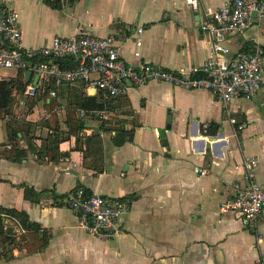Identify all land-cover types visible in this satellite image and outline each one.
<instances>
[{
    "label": "crops",
    "instance_id": "obj_1",
    "mask_svg": "<svg viewBox=\"0 0 264 264\" xmlns=\"http://www.w3.org/2000/svg\"><path fill=\"white\" fill-rule=\"evenodd\" d=\"M230 1L199 0L198 12L186 0L0 3L20 13L27 48L72 37L82 27L89 35L116 36L130 64L178 72L208 60L205 13ZM255 43L264 46V23L227 40L233 54ZM6 75L13 80L18 72ZM12 97L10 112L0 111V209L19 214L4 216L9 240L0 264H264V212L251 228L220 210L236 186H245L246 158L258 159L255 180L264 185V71L258 93L228 108L205 90L158 82L133 88L109 103L110 121L85 124L79 143L58 101L17 90ZM79 187L128 201L116 237L91 236L68 208L66 195ZM39 241L43 247L29 253L27 244Z\"/></svg>",
    "mask_w": 264,
    "mask_h": 264
},
{
    "label": "built area",
    "instance_id": "obj_2",
    "mask_svg": "<svg viewBox=\"0 0 264 264\" xmlns=\"http://www.w3.org/2000/svg\"><path fill=\"white\" fill-rule=\"evenodd\" d=\"M69 1L49 0L61 6ZM186 3L195 12L199 11V0H186ZM263 23L264 0H231L216 11H207L201 31L212 40L208 60L201 66L174 72L153 64H130L123 59L116 36L89 35L82 27L72 37L56 36L42 46L27 48L23 43L20 13L13 6L0 3V82L12 80L5 73L8 70L31 71L33 77L25 96L36 99L47 87H51L48 102L58 100L64 87L78 88L84 95L96 97L105 106L102 110H78V117L84 123L90 119L108 122L107 107L110 102L125 99L131 89L151 82L185 90L209 91L228 108L236 99H252L261 89L264 46L255 43L248 51L233 54L227 40L232 34H244ZM142 33L143 29L137 30L136 56H140ZM36 77L37 85L34 84ZM90 90H95V95H90ZM64 108L58 105V110ZM244 166L247 175L245 186H236L232 197L220 210L224 214H238L247 227L257 228L264 212V185L255 180L257 158H246ZM197 172L205 174L201 170ZM65 203L79 216L88 234L103 240H110L119 234L118 222L130 209L126 200L89 194L83 187L69 192Z\"/></svg>",
    "mask_w": 264,
    "mask_h": 264
},
{
    "label": "trees",
    "instance_id": "obj_3",
    "mask_svg": "<svg viewBox=\"0 0 264 264\" xmlns=\"http://www.w3.org/2000/svg\"><path fill=\"white\" fill-rule=\"evenodd\" d=\"M48 4L53 6H59L60 4L51 3L49 0H45ZM28 84L25 80V73L24 71H19L18 75L15 79L11 80L10 82H0V111L4 110L6 112H10L11 107L13 105L14 99L12 97L14 90H17L18 93L24 94ZM78 88L72 87H64L60 90V96H68V122L69 127L71 128V132L74 136H76L77 142L79 143L82 141L86 136L82 134L80 131L82 128L85 127V124L82 120L77 119L75 112L78 110H102L105 108L104 104L101 103L96 97L94 96H87L84 95L81 91L77 90ZM51 87H47L45 91L41 92L39 95L38 100H47L49 98ZM34 100V99H33ZM58 100H53V102H57ZM55 129H58L57 127ZM12 137L17 136V132H13ZM17 154H26L25 151H19L17 147H13ZM19 214L17 211L7 210V209H0V253H1V246L8 242L9 238L6 236L4 232V216H11L14 217L15 215ZM23 217V216H22ZM23 219V218H22ZM24 220V219H23ZM36 233V232H35ZM37 235V234H35ZM43 247V242L39 241L35 246H31L30 242L27 244V249L29 253H32L38 249Z\"/></svg>",
    "mask_w": 264,
    "mask_h": 264
},
{
    "label": "rangeland",
    "instance_id": "obj_4",
    "mask_svg": "<svg viewBox=\"0 0 264 264\" xmlns=\"http://www.w3.org/2000/svg\"><path fill=\"white\" fill-rule=\"evenodd\" d=\"M15 72L16 71H14V70H8V71H6V73H8V74H12V75H14L15 74ZM77 90H79V91H81L80 89H77ZM64 98H68V96H65V97H63V96H60L59 97V99H58V103H60L61 105H63L65 108H66V110L65 111H68L69 110V108H68V105L65 103H61V102H64V101H61V100H63ZM64 108V109H65ZM75 115H76V118L77 119H79V117H78V112L76 111L75 112ZM93 121H96V123H97V121L98 120H96V119H90V120H88V122H93ZM110 121V120H109ZM84 122V121H83ZM99 123V122H98ZM101 124V123H100Z\"/></svg>",
    "mask_w": 264,
    "mask_h": 264
},
{
    "label": "water",
    "instance_id": "obj_5",
    "mask_svg": "<svg viewBox=\"0 0 264 264\" xmlns=\"http://www.w3.org/2000/svg\"><path fill=\"white\" fill-rule=\"evenodd\" d=\"M32 77H33V73L31 71L25 72V80H26L27 84H30ZM37 83H38V77H36L34 80V84L37 85ZM95 92H96L95 90H90L89 94L95 95ZM168 123H170V119L168 120ZM169 128H170V126L168 125L167 130H169Z\"/></svg>",
    "mask_w": 264,
    "mask_h": 264
}]
</instances>
